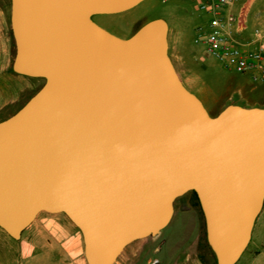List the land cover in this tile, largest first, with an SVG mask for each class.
I'll use <instances>...</instances> for the list:
<instances>
[{
	"label": "water",
	"instance_id": "95a60500",
	"mask_svg": "<svg viewBox=\"0 0 264 264\" xmlns=\"http://www.w3.org/2000/svg\"><path fill=\"white\" fill-rule=\"evenodd\" d=\"M143 0H10L12 69L43 79L0 120V228L42 211L79 230L86 264H113L196 194L215 264H235L264 204V106L210 114L182 82L163 17L118 36L94 14Z\"/></svg>",
	"mask_w": 264,
	"mask_h": 264
},
{
	"label": "rangeland",
	"instance_id": "374dc122",
	"mask_svg": "<svg viewBox=\"0 0 264 264\" xmlns=\"http://www.w3.org/2000/svg\"><path fill=\"white\" fill-rule=\"evenodd\" d=\"M263 12L264 0H251L249 21H255ZM156 17L166 19L171 40L177 41L198 85V89L191 90L210 114H216L220 104L225 103L264 106V82L226 69L205 53L203 35L208 30V16L199 8L198 0H143L128 10L94 14L92 19L112 33L128 37L141 24ZM14 55L10 0H0V120L17 111L44 82L40 77L15 72ZM196 208L198 219L193 212L179 213L177 208L171 222L158 235L131 242L113 264H144L149 255L158 257L162 264H215L205 238L203 214ZM62 215L40 212L19 239L0 228V264H82L71 257L72 252L56 243L59 238L45 231L49 227L41 225L44 218ZM184 234L187 239L177 243ZM235 264H264V204L249 246Z\"/></svg>",
	"mask_w": 264,
	"mask_h": 264
},
{
	"label": "built area",
	"instance_id": "2783aa9c",
	"mask_svg": "<svg viewBox=\"0 0 264 264\" xmlns=\"http://www.w3.org/2000/svg\"><path fill=\"white\" fill-rule=\"evenodd\" d=\"M250 4L251 0H198L199 8L208 16L204 50L224 68L264 82V12L251 27ZM144 264L162 263L149 255Z\"/></svg>",
	"mask_w": 264,
	"mask_h": 264
},
{
	"label": "crops",
	"instance_id": "0c3cea01",
	"mask_svg": "<svg viewBox=\"0 0 264 264\" xmlns=\"http://www.w3.org/2000/svg\"><path fill=\"white\" fill-rule=\"evenodd\" d=\"M256 23H257L256 21H251L250 26L252 27ZM168 43H169V48H168L169 55L172 59L175 69L178 75L180 76L182 82L189 90L198 89V85L192 76V72H191L192 70L186 65L182 52L177 44V41L175 39L171 40L170 27L168 30ZM185 81L188 84H186ZM226 104L227 103L222 104V105L220 104L219 110H221ZM196 207L197 206H195L193 203V198L190 195V191H188L182 196L178 197V199L174 201V213H173L172 218L176 214V211H177L176 209L178 208L179 213L188 210V211L193 212L195 217H197L198 219V212H197ZM51 214H59V213H51ZM60 214H63V213H60ZM34 220L32 221V223L34 222ZM41 222H42L41 223L42 226L49 227V229L45 230L46 232H50L54 237L59 238L56 240V243L60 244V246L63 249H66L72 252L70 254L72 258H75L78 262L80 260L82 264H85V259L83 255L82 236L79 230L76 228V226L64 214L62 216L44 218L42 219ZM31 224L29 226H31ZM181 239L182 241L186 240L187 236L184 234L181 237H179V240L177 241V243Z\"/></svg>",
	"mask_w": 264,
	"mask_h": 264
},
{
	"label": "trees",
	"instance_id": "16d2710c",
	"mask_svg": "<svg viewBox=\"0 0 264 264\" xmlns=\"http://www.w3.org/2000/svg\"><path fill=\"white\" fill-rule=\"evenodd\" d=\"M190 195H191L192 198H193V203H194V205L197 206V207H199L198 200H197V197H196L195 192L190 191ZM248 246H249V244H248ZM248 246H247V247H248Z\"/></svg>",
	"mask_w": 264,
	"mask_h": 264
},
{
	"label": "flooded vegetation",
	"instance_id": "af4514ba",
	"mask_svg": "<svg viewBox=\"0 0 264 264\" xmlns=\"http://www.w3.org/2000/svg\"><path fill=\"white\" fill-rule=\"evenodd\" d=\"M123 37H126V36H123Z\"/></svg>",
	"mask_w": 264,
	"mask_h": 264
}]
</instances>
